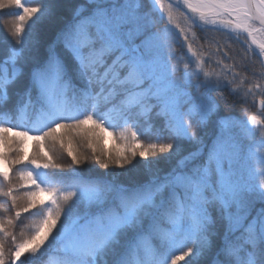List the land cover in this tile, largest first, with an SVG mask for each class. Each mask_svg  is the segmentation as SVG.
Instances as JSON below:
<instances>
[{
	"label": "snow or ice",
	"instance_id": "6c2138e0",
	"mask_svg": "<svg viewBox=\"0 0 264 264\" xmlns=\"http://www.w3.org/2000/svg\"><path fill=\"white\" fill-rule=\"evenodd\" d=\"M4 10L0 210L14 216L0 219V264H264V0H0ZM53 18L62 26L42 53L36 29ZM193 29L215 53L197 51ZM209 32L246 34L239 61ZM238 102L259 109L223 114ZM105 135L112 150L97 148ZM77 136L91 156L73 150Z\"/></svg>",
	"mask_w": 264,
	"mask_h": 264
},
{
	"label": "trees",
	"instance_id": "16d2710c",
	"mask_svg": "<svg viewBox=\"0 0 264 264\" xmlns=\"http://www.w3.org/2000/svg\"><path fill=\"white\" fill-rule=\"evenodd\" d=\"M33 2H34V0H33ZM164 2L166 4L168 3L167 0H164ZM7 11L8 10H4V12L2 14H0V26H2V27H0V53H2V51L7 48L8 44L11 43V39H10V37L7 36V32H6L7 27L10 25V21H8V18H7ZM6 21H8V22H6ZM178 22L181 23L182 25H184V23H185L182 19H180ZM166 24H168V21H167V18L164 17L163 21L161 23H159L157 25V27L162 28ZM61 26H62L61 22L59 21L58 18H53L50 21H45L43 24L38 26V28L36 29V35H37V38L41 42V52L42 53H43L45 47L47 46V44L54 41L56 33ZM193 31H196V35L199 38V45L202 46V48L197 47V51L202 50L205 58L208 57L210 52L215 53L217 45L211 43V40L205 41L204 39H202L201 37L203 34L199 30L193 29ZM208 36L212 39L219 41L221 45H223L225 42H227V44L229 45V48L231 50L229 51V49H224V51H228L230 56L236 57L237 62L239 61V54L243 53L244 49H245V43H244L245 37L242 34L239 37V41H237L236 39L230 38L224 32H209ZM180 39L182 40V38H180ZM176 51H177V53H186V47L177 46ZM215 59H216V57L213 56V60H215ZM220 59L223 61V63H230L231 62L228 60H224L222 56L220 57ZM253 59H255V57H253ZM206 67H207V65H206ZM211 68H215L214 63L211 65ZM211 68H210V70H211ZM237 71H240V70L237 69ZM217 95L219 96L220 94L217 93ZM224 95H226V93ZM259 99L260 98L257 97V101ZM245 109L248 110V113H246ZM258 109H259L258 103L256 104L255 107H252L251 102L249 104H244L242 102H238L234 108H228V107L224 108L223 114H225V115L230 114L234 117L244 119L246 117V114L256 112V111H258ZM61 131H63V130H61ZM206 143L208 146H210L211 140L207 139ZM245 143H248V142L245 141ZM116 144H117V142L114 140L113 136L105 135L104 140L101 141L99 144H97V148L99 149L100 147L106 146L108 148V150H112L114 148V146H116ZM68 146L69 145L66 142L65 148H67ZM32 147H33V142L31 140H28L26 145H25V150L28 152H31ZM71 147L73 148L74 151H76L78 153H83L87 156H91V148L88 147L87 140L81 136H77L73 139ZM45 150H47V148H45ZM49 154L52 155L53 153H49ZM55 158L57 159V161L59 163H62L64 165H68L71 162V158L67 155V152L60 149L59 145H57V148L55 150ZM91 166L96 167L100 174H103L105 172V170L100 168L98 165H91ZM161 166L165 167V168L167 167V165H164L163 162L161 163ZM16 167H19V166H16ZM116 171H121V170L116 169ZM12 175H13V182L15 183L16 182L15 171H13ZM0 188H5V190H6V186L3 184L2 180H0ZM21 191H23V189H21ZM41 196H42V198L47 199V197L44 194H41ZM5 199L6 198H4V197H0V202H3ZM257 207H259V205H257ZM13 216H14V211L4 213L3 210H0V219H6L8 217H13ZM20 221H23L24 223H29V220L26 219V214L22 213L20 220H14L13 227L10 229L12 232H14L17 235V237H19V233L21 231ZM5 243H6V248L10 247L11 246V239L9 238ZM52 256H53V258L62 257V256H64V254L54 252V253H52ZM45 259H47V257H45ZM179 264H184V262L183 263L179 262ZM201 264H207V261H202Z\"/></svg>",
	"mask_w": 264,
	"mask_h": 264
},
{
	"label": "water",
	"instance_id": "95a60500",
	"mask_svg": "<svg viewBox=\"0 0 264 264\" xmlns=\"http://www.w3.org/2000/svg\"><path fill=\"white\" fill-rule=\"evenodd\" d=\"M167 1L170 2V0H167ZM242 35L245 37L246 34H242ZM257 51H258V49H257Z\"/></svg>",
	"mask_w": 264,
	"mask_h": 264
},
{
	"label": "rangeland",
	"instance_id": "374dc122",
	"mask_svg": "<svg viewBox=\"0 0 264 264\" xmlns=\"http://www.w3.org/2000/svg\"><path fill=\"white\" fill-rule=\"evenodd\" d=\"M180 263H183V261H181Z\"/></svg>",
	"mask_w": 264,
	"mask_h": 264
}]
</instances>
